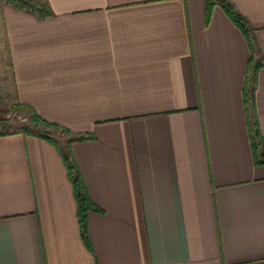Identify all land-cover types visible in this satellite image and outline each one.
<instances>
[{
	"label": "crops",
	"instance_id": "crops-1",
	"mask_svg": "<svg viewBox=\"0 0 264 264\" xmlns=\"http://www.w3.org/2000/svg\"><path fill=\"white\" fill-rule=\"evenodd\" d=\"M45 1L42 17L3 7L15 97L94 135L70 151L99 211L89 249L57 147L0 133V264H264L242 30L220 5L206 23V0ZM228 1L261 53L250 114L264 145V0Z\"/></svg>",
	"mask_w": 264,
	"mask_h": 264
},
{
	"label": "trees",
	"instance_id": "trees-1",
	"mask_svg": "<svg viewBox=\"0 0 264 264\" xmlns=\"http://www.w3.org/2000/svg\"><path fill=\"white\" fill-rule=\"evenodd\" d=\"M7 3L17 10H26L35 12L38 16L42 17L47 14H51L52 11L48 6V3L45 0H7ZM215 5H220L228 16L232 19V21L242 30L244 33L246 40L248 42V46L250 49V58L247 64L246 73H245V80L243 85V99L246 109V122L250 131V136L252 138V146L254 154L256 155L255 162L260 164L264 163V145L263 140L260 136V132L257 126V122L255 118L251 116V111L255 109V90H256V82H257V74L259 68L263 65L259 63L257 58L260 56V50L256 45L253 29L248 23L247 19L240 14L234 6L228 0H206V7H205V18L206 23L209 22L212 10ZM17 105H22L28 107L30 110L31 120L35 124H42L46 128H56L61 129L65 133L71 135V138L68 140L67 149L64 151L62 148L57 144L54 138L48 133H35L30 131L27 127L21 128L19 131L29 134H38L42 138L48 140L52 144H54L62 159L68 169L69 178L73 184L75 197L77 200V215H78V222L80 226V233L81 237L85 243V245L90 249V241L87 233V214L90 210L99 211V208L91 201L88 196V192L83 180L82 173L73 158L71 151H70V144L74 141H84L93 139L94 135L91 133H73L70 129L53 122H49L43 119L31 106L23 104L21 102H17ZM10 122V118H0V123L2 125H6ZM15 131H2L0 129V133H12ZM263 149H261L262 147ZM261 151L259 156L257 153ZM258 157L260 159H258Z\"/></svg>",
	"mask_w": 264,
	"mask_h": 264
},
{
	"label": "rangeland",
	"instance_id": "rangeland-1",
	"mask_svg": "<svg viewBox=\"0 0 264 264\" xmlns=\"http://www.w3.org/2000/svg\"><path fill=\"white\" fill-rule=\"evenodd\" d=\"M9 5L7 0H0V118L9 117L10 122L5 126L0 123L2 131H17L27 127L35 133L48 132L57 144L66 150L71 135L61 129L46 128L42 124H35L31 120L30 110L26 106L17 105L14 91L13 72L10 66L9 54L4 38L3 7Z\"/></svg>",
	"mask_w": 264,
	"mask_h": 264
}]
</instances>
